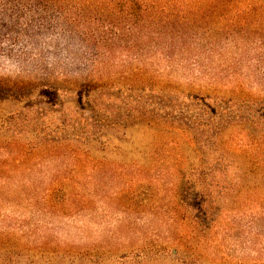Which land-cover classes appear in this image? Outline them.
Instances as JSON below:
<instances>
[{
  "label": "trees",
  "instance_id": "1",
  "mask_svg": "<svg viewBox=\"0 0 264 264\" xmlns=\"http://www.w3.org/2000/svg\"><path fill=\"white\" fill-rule=\"evenodd\" d=\"M254 6L264 11V0H24L6 7L20 10L22 17L16 13L14 25L23 30L59 26L77 37L86 57L79 81L74 78L66 89L39 85L30 94L13 93L16 102L33 99L41 106L28 114L10 111L7 122L26 128L36 138V149L45 142L55 152L66 138L73 154L78 155L77 144L86 157H93L98 144L97 151L121 157L113 166L120 176L132 169L153 171L160 148H168L176 181L192 195L185 206L197 212L193 219L262 212L264 90L246 89V76L237 64L224 65L221 45L228 33L248 22L239 17ZM25 7L33 13L26 15ZM217 60L226 73L210 72L204 82L172 77L183 63L207 76L205 70ZM60 92L75 105L68 118L57 117L59 107L67 105L63 97L53 100ZM141 124L171 137L161 136L150 149H135L142 158L129 161L131 140L122 129ZM52 194L54 204H67L65 190ZM74 260L63 264H77Z\"/></svg>",
  "mask_w": 264,
  "mask_h": 264
},
{
  "label": "rangeland",
  "instance_id": "2",
  "mask_svg": "<svg viewBox=\"0 0 264 264\" xmlns=\"http://www.w3.org/2000/svg\"><path fill=\"white\" fill-rule=\"evenodd\" d=\"M20 1L0 0V91L11 93L0 92V264H63L73 257L77 264H264V209L193 219L197 212L185 206L192 195L176 181L168 148H160L153 171L132 169L120 176L113 166L121 157L97 151L98 144L93 157L77 144L78 155L73 154L64 136L55 152L45 142L36 149V138L26 128L7 122L10 111L28 114L41 106L33 99L16 102L13 93L30 94L39 85L66 89L85 69L77 37L59 26L38 31L14 25L20 10L5 9ZM254 7L239 17L248 22L228 33L221 45L224 65L236 63L246 76V89L262 91L264 11ZM21 10L33 13L28 7ZM40 51L42 58L36 55ZM223 68L217 60L204 76L203 69L183 63L171 74L177 81L201 83L210 72L226 73ZM61 97L67 105L59 107L57 117L68 118L75 105L62 92L53 100ZM122 130L131 140L128 160L134 162L142 158L135 149H150L161 136L171 137L142 124ZM53 190L67 192L64 207L53 203ZM159 250L165 252L157 257Z\"/></svg>",
  "mask_w": 264,
  "mask_h": 264
}]
</instances>
